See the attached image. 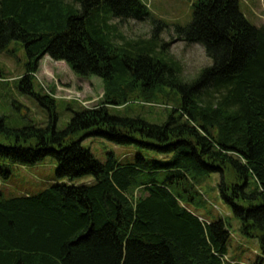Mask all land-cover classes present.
Returning a JSON list of instances; mask_svg holds the SVG:
<instances>
[{
    "label": "trees",
    "instance_id": "trees-1",
    "mask_svg": "<svg viewBox=\"0 0 264 264\" xmlns=\"http://www.w3.org/2000/svg\"><path fill=\"white\" fill-rule=\"evenodd\" d=\"M150 17L140 0H0V49L23 43L27 73L18 82L49 111L46 127L10 128L0 118V159L35 165L47 157L59 179L37 195L0 200V264H228V223L199 214V184L219 176L221 200L264 261V26L238 0H199L179 39L204 47L213 64L190 82L149 44L114 42V18ZM159 27H157L158 29ZM65 62L79 77H99L102 103L74 112L57 130V99L34 92L42 59ZM170 88L180 106L163 124L111 113L131 100L154 102ZM100 137L136 146L123 164L82 146ZM0 164V176L10 171Z\"/></svg>",
    "mask_w": 264,
    "mask_h": 264
},
{
    "label": "rangeland",
    "instance_id": "rangeland-1",
    "mask_svg": "<svg viewBox=\"0 0 264 264\" xmlns=\"http://www.w3.org/2000/svg\"><path fill=\"white\" fill-rule=\"evenodd\" d=\"M140 1L147 6L150 17L144 21L112 19L110 24L116 26L115 43H131L135 47L138 43L149 44L160 58L179 65L184 82L192 81L202 69L213 64L203 46L182 41L176 32L178 27H187L192 23L195 4L199 0ZM238 2L240 11L251 24L264 26V0ZM26 62L23 43L13 41L6 49H0V118L3 117L8 127L15 129L31 124L46 127L49 111L35 97L23 91L18 83L27 73ZM33 88L39 95H52L57 99L59 131L67 127L74 112L99 106L105 94V85L99 77H79L65 62L53 61L49 56L41 60L37 73L33 75ZM177 93L175 89L164 88L154 102L131 100L121 107H112L111 113L139 116L150 123L163 124L171 110L180 106ZM82 146L101 162H106L110 153H114L123 164L134 162L141 154L158 157L136 146L117 145L100 137H88L83 140ZM0 164H6L10 171L8 178L0 176V200L37 195L56 183L89 185L95 181L92 176L59 179L56 174L58 163L52 157L35 165L11 164L3 159H0ZM218 182L219 176L213 175L199 184L206 201L199 214L205 215L211 222L222 218L228 223V264H253L261 256L258 241L243 235L239 220L220 198Z\"/></svg>",
    "mask_w": 264,
    "mask_h": 264
}]
</instances>
